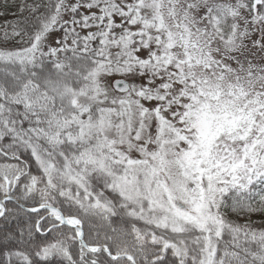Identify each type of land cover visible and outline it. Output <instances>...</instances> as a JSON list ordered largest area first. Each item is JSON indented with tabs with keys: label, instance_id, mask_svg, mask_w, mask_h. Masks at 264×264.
I'll return each mask as SVG.
<instances>
[{
	"label": "snow or ice",
	"instance_id": "obj_1",
	"mask_svg": "<svg viewBox=\"0 0 264 264\" xmlns=\"http://www.w3.org/2000/svg\"><path fill=\"white\" fill-rule=\"evenodd\" d=\"M2 7L0 264H264V0Z\"/></svg>",
	"mask_w": 264,
	"mask_h": 264
},
{
	"label": "trees",
	"instance_id": "obj_2",
	"mask_svg": "<svg viewBox=\"0 0 264 264\" xmlns=\"http://www.w3.org/2000/svg\"><path fill=\"white\" fill-rule=\"evenodd\" d=\"M5 2L7 4L12 5L13 3H19V0H0V12L5 11V8L2 7ZM7 15L0 16V24H3L4 21H13L14 19H17L18 17H13L12 13L16 11L15 7H10L7 10ZM27 13H25V16ZM259 215H254L253 218L257 217ZM235 219V217H233ZM21 223H23V218H21ZM17 227V221L16 220H11V221H4L2 218H0V234H3L4 232L14 230ZM55 236V233L52 234H46L44 236H41L37 234V243H46V242H51ZM75 251V249H73ZM50 264H58L57 259L53 258L50 261Z\"/></svg>",
	"mask_w": 264,
	"mask_h": 264
},
{
	"label": "rangeland",
	"instance_id": "obj_3",
	"mask_svg": "<svg viewBox=\"0 0 264 264\" xmlns=\"http://www.w3.org/2000/svg\"><path fill=\"white\" fill-rule=\"evenodd\" d=\"M67 18H68V17L65 16V19H67ZM53 35H56V34H53ZM252 219L255 220V221L257 222V224H259L260 221H261V219H262V217H261V216H257V217H255V218L252 217ZM241 222H242V221H241Z\"/></svg>",
	"mask_w": 264,
	"mask_h": 264
}]
</instances>
